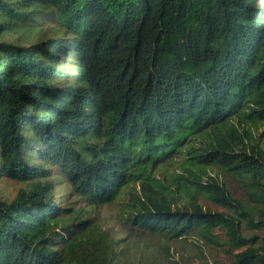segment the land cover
Wrapping results in <instances>:
<instances>
[{
	"label": "trees",
	"instance_id": "16d2710c",
	"mask_svg": "<svg viewBox=\"0 0 264 264\" xmlns=\"http://www.w3.org/2000/svg\"><path fill=\"white\" fill-rule=\"evenodd\" d=\"M256 1L0 0V178L25 184L0 195V264H158L100 239L83 207L66 213L62 182L91 207L127 193L137 236L235 250L201 264H264V237L239 226L264 229V199L244 194L255 220L210 172L264 188Z\"/></svg>",
	"mask_w": 264,
	"mask_h": 264
},
{
	"label": "rangeland",
	"instance_id": "374dc122",
	"mask_svg": "<svg viewBox=\"0 0 264 264\" xmlns=\"http://www.w3.org/2000/svg\"><path fill=\"white\" fill-rule=\"evenodd\" d=\"M256 2L261 4L263 0H257ZM177 163L178 158L172 165L166 167V172L164 173L165 178H170L174 172L180 170ZM210 172L217 173L218 177L225 182V185L233 196L239 197L243 201L245 210H248L255 220L259 219V210L261 206L244 200V194L248 191L256 197H262L264 199V188H254V186L243 185L226 176L221 169H214V171L210 170ZM181 182L183 184V180ZM23 186H25L23 183L0 178V195L7 199H11L16 194L17 190ZM179 194L178 192V195ZM123 197L124 198L120 197L112 203L91 207L84 205L82 199L71 190L66 182L59 183L54 188V198L59 207L67 208V211H65L66 213L69 210L77 209L79 206L86 209L87 217L92 219L93 224H96L98 235L101 236L100 239L104 236L109 239H114V241L124 239L119 242L117 247L130 243L126 250L129 251V256L131 257L139 259L147 255L154 257L158 264H201L203 262H211L215 259L228 260L231 253L235 251L227 242L217 245L205 241L198 236H189L181 240H167L165 242L163 239L154 238L147 234H142L141 237L139 235L137 236L134 233V226L129 227L126 223L121 222V218L126 211L124 201L129 196L126 193ZM202 199L201 202L204 204L211 203L207 198ZM239 226L242 228V234L247 237L252 234H258L260 239L264 237V229L248 228V226L243 223L239 224ZM212 233L216 236L215 239L219 238L217 240L223 242L221 241L225 238L223 228L216 227L213 229ZM262 244H264V240H261L260 243L252 244V247L262 246ZM249 245L250 244H246V247Z\"/></svg>",
	"mask_w": 264,
	"mask_h": 264
}]
</instances>
